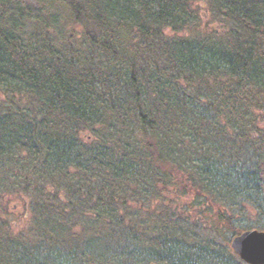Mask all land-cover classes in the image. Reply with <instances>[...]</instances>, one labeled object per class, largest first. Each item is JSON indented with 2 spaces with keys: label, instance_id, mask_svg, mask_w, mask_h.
<instances>
[{
  "label": "trees",
  "instance_id": "obj_1",
  "mask_svg": "<svg viewBox=\"0 0 264 264\" xmlns=\"http://www.w3.org/2000/svg\"><path fill=\"white\" fill-rule=\"evenodd\" d=\"M200 1L55 0L74 56L0 0V201L23 192L33 217L26 243L0 226V264H244L231 241L264 231V0H206L229 30L179 37Z\"/></svg>",
  "mask_w": 264,
  "mask_h": 264
},
{
  "label": "rangeland",
  "instance_id": "obj_2",
  "mask_svg": "<svg viewBox=\"0 0 264 264\" xmlns=\"http://www.w3.org/2000/svg\"><path fill=\"white\" fill-rule=\"evenodd\" d=\"M11 11L16 13V9L21 8L22 16L21 18L25 21L24 24V33L28 37L33 35L36 32L35 25L36 22L42 23V28L48 34L51 40L59 38L62 41L67 42L71 41L73 47H70L71 52H74V56H80L78 51V46L75 41L79 36L77 35L76 30L73 29V26L68 24L65 16V12L60 7L56 11L51 8L49 4H52L55 0H46L48 5H44L35 0H11ZM194 9L197 11L198 20L194 26L189 30L188 33L180 34L179 37L189 36L192 39H196L199 36H210L216 35L223 36L229 30L226 24L221 19L218 12H215L206 2L202 0L195 3ZM20 10V9H19ZM66 44V43H65ZM69 45V43L67 44ZM111 123L105 121L103 123V131L106 134L108 132V125ZM102 127V126H101ZM85 139L93 138V135L90 132L83 134ZM24 172V171H23ZM28 178V172L22 173L19 171L12 172L7 180L8 192L21 191L25 188V180ZM22 199H21V198ZM28 197V196H27ZM1 199V198H0ZM8 202L2 203L0 201V226L3 227V235L7 239H11L15 244L26 243L30 241L31 232L33 230V217L32 212L29 210L30 199L26 198L23 195L16 197H7ZM131 209H137L139 211L147 210L146 206H143V202H131ZM133 216V214L131 215ZM142 222L143 218L140 219ZM140 223V222H139ZM102 224V223H101ZM99 225L101 228L102 225ZM153 225L150 223L144 224L143 228L152 229ZM230 253L234 255V252L229 245ZM245 264V263H244Z\"/></svg>",
  "mask_w": 264,
  "mask_h": 264
},
{
  "label": "water",
  "instance_id": "obj_3",
  "mask_svg": "<svg viewBox=\"0 0 264 264\" xmlns=\"http://www.w3.org/2000/svg\"><path fill=\"white\" fill-rule=\"evenodd\" d=\"M231 249L245 264H264V231L242 232L231 241Z\"/></svg>",
  "mask_w": 264,
  "mask_h": 264
}]
</instances>
